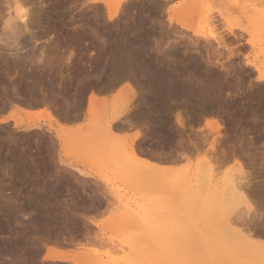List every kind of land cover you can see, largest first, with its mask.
Instances as JSON below:
<instances>
[{"label":"rangeland","instance_id":"obj_1","mask_svg":"<svg viewBox=\"0 0 264 264\" xmlns=\"http://www.w3.org/2000/svg\"><path fill=\"white\" fill-rule=\"evenodd\" d=\"M1 1L0 13L4 17L7 16L9 11L5 7L6 5H2ZM93 1L94 0H34V9L38 7L37 10L34 11H37L39 14L37 16L35 12L38 19L35 18L36 24L33 27V30L39 33L37 34L36 44L28 35V37L23 35L21 40L24 39L26 42L22 40L23 44H20L22 42L18 40L20 42H18V46L13 43L15 48L12 45L8 46L11 51L7 47L9 49L8 55L3 54V57L6 55V58H3V62H5V66L8 70L3 66V62L0 63V117L6 118V122L8 123H3V125L0 123V179L2 180H0V254L2 256V258H0V264L1 262H3L2 264H96L95 260L102 262L111 259L120 261V259L128 253L127 247L129 243L132 246L142 247L149 245L153 247L152 242L156 239L151 235H155L156 237V234L159 233L158 231H166L169 233H173L174 231V233H176L179 231L176 227L180 224L186 225L183 226L186 227L185 230L187 235H185L186 239L184 238V240H187V243H194V241H196L195 238H199V240L203 242L204 232H207L206 226L202 220H199L197 217L193 219L195 215L193 213L191 214V211L188 213L190 209L188 210V206L185 207L186 202H182L180 195H183V199V197H192L194 193H196L194 190L198 185L197 162L202 158V155H199V151H194V148L200 145V137L209 135V139L206 142L208 145L206 143V145H204V148L208 149L209 143L213 138V134L211 133H213L212 131L214 130L212 127L216 126V124L221 125V127H219V142L216 145L215 151L217 150L216 154L218 158H221L222 155L224 157L225 155L226 159H228V163L223 164L219 168L216 166L218 170H215V173H223V171L228 170L229 167L231 168L232 164H234L230 161L231 158L238 157L246 173H248L249 179L251 178L250 180L248 179V190L252 189V192L249 193H254L255 195H253L259 198H256V201L252 200L254 209L257 213L259 211V214H256V218H252L255 220H252V222L248 224L249 226L252 223L251 225L254 226L256 223L255 226L257 227L250 225L248 230H252L250 236L255 244L264 245V81L262 82L257 79V72H254L250 66L257 65L259 68L261 67L260 75L264 76V27L262 26L264 23L256 26L248 19L250 15V17L261 14L264 15V0H174L166 4L162 0H137L136 3H134L135 1H133V3L129 1L120 5L118 13L113 20H109L107 8L104 3L96 4ZM104 1L111 3L110 1L112 0ZM115 1L116 0H113L111 4L114 5ZM192 2L195 3L194 5L197 4L196 7H198V10L193 11L191 14H186V12L189 13L188 11L194 10L192 9L194 8ZM236 4L238 7L241 5L239 9L236 7ZM192 5L193 7H191ZM243 5L246 8L245 10H248V14H250L251 11L253 14L248 15V17H242L240 11L241 8L244 7ZM188 8L190 10H188ZM197 11H199V15L195 13ZM1 15L0 19H2ZM170 17L172 20H170ZM205 17H208V21ZM139 18L140 20H144L149 26L152 24H154L152 26H157L154 27L155 31L152 32V35H156L145 38V41L143 40L144 46H141L142 49L137 43L136 45L139 46V50L134 47L132 49V53H134L132 56H138L140 58L146 57V60H151L149 61L151 64L155 63V65L164 68L170 66V69L177 71L175 73L181 76L180 79L184 78L183 80H185V82H189V79H192V74L194 73L195 78H197H194L195 84L196 82L198 83L197 86L202 95L209 88L211 82V85L215 86V89H217L216 92H218L217 95L220 96V100L223 99L222 101H224L220 103V100H216L218 98L208 101L211 95L205 92L202 96L203 102L200 104L196 103L197 108L195 109L186 105V99L182 97L178 101L180 102V107L178 106L177 110L173 112L176 113L178 110L181 111L185 127L177 128L175 126V128H172L175 125V117H173L175 114L172 113L170 121L167 124H163V126L161 125L163 127L161 133L165 129V131H167V129L170 131H167L168 133H162L163 136L159 133L156 134L158 130L154 129L153 124V127L151 124H147L148 127H145L143 129L144 131L142 130L143 132L141 131L144 137L146 135V139L143 138L144 146L142 143L139 146L141 148L143 147L144 151H147L148 148L150 149L148 151H152L146 154L149 160L150 156L155 152L158 155L159 153L162 155H159L160 158L156 155L158 160L162 159L164 161L167 160L168 157L170 159L172 155L174 159L177 158V162L180 158H184L182 160L180 159L178 163H174L176 165L173 164V161L170 163L172 159L168 160V163L166 161V163H161L162 160L157 162L158 160L156 161L154 158L157 162L153 160L155 163L154 166L156 167L157 164L159 170L152 171L145 169H141L140 171L138 169L136 170L134 165L129 161L128 154L130 151H128L129 148L126 147L132 142L134 135L140 128L137 130V128L131 127L132 129H128V131L124 132L122 131L123 133H121V131L111 132L110 136L103 138L104 140L98 138V140L101 139V143H105V145L102 144L98 147L97 145L100 142L97 139H95L97 141L92 138L89 139L88 133L90 124L99 126L101 125L100 122L103 116V121L106 116H112V107L117 105V103L119 105L120 102H116L112 105L114 101L113 96H116L117 92L126 86L118 84L117 87L114 86L116 90L106 92L103 90L107 88V85H101L102 82H105L104 79L101 83L96 85V87L99 88L97 89L93 87L95 85L93 83H91L93 85L83 83L82 81L84 78L81 77L83 74L82 72H84L82 76L86 75V72L89 70L88 65L93 64L91 62L96 59L94 55L95 57L107 56L108 52L106 51L103 53L102 51L104 49L107 50L106 47L108 44L106 43L112 41L111 34L119 33V31L125 28L124 25L127 27ZM150 20L151 22H149ZM205 20L211 22L207 25ZM204 22L206 24H204ZM0 24L1 35L3 23L1 22ZM181 25L189 28V30L183 29ZM230 28L232 34L229 32ZM193 31H198L201 37H195ZM78 36H80V38L83 36V38L80 40ZM213 36H216L218 40L220 39V42L218 43L217 41L216 43ZM143 42L139 44L141 45ZM86 45L87 47H91L88 48L90 51L87 49ZM133 46L135 45H132V47ZM11 47H13V49ZM7 48L6 50H8ZM144 48L147 50H144ZM15 49H17V51ZM84 49L85 51H83ZM6 50L4 52L2 51V53H6ZM40 50L45 51V54L51 59V65L55 68L54 70L57 72L61 71V74H63L64 80L61 86L64 87V85H67L69 79L72 80L73 85L75 84V80L76 83L82 82L80 84L82 86L86 85L85 87L81 86L82 89H85L84 91L82 90L83 93L81 92L85 100L83 98H79L78 100V96L74 95V89L65 91L64 88L60 90L61 87L58 89L56 86H53V90L57 91L58 89L59 93H57L58 91H52V88H45V90H43V96L40 95L41 97L38 96L39 94H36L38 97H33L34 95L30 96L31 94L26 95L27 93L25 92H19L23 94L20 96L19 93L13 92L11 85L13 83H20L22 79V69L24 67L22 65L27 64L28 61L30 62L31 60L29 59L32 57V60L39 57L41 53ZM100 53H103V55ZM33 54L36 56H32ZM90 55H92V57ZM23 56H30L28 58L25 57L28 59L27 62H25L26 59ZM68 58H70V60H68ZM7 59L9 61H7ZM20 59H24L23 64ZM13 60L16 61L14 62ZM19 61L22 65L18 63ZM12 63L18 65H15L14 68ZM34 67L31 65L30 69H27L28 72L30 70L33 71L32 68ZM75 74L77 77L74 76ZM72 76L75 80H73ZM27 79H23L21 83L24 84V87L25 85L29 86L30 80ZM88 79L89 78L85 80L89 82L90 79L89 81ZM190 83L191 82L187 84ZM135 84L134 86H137L138 89L136 87L134 89L135 91L137 90L136 92L139 97H137L138 101H135H137L136 104L139 105L144 94H148V92L147 89H145L146 87L144 88L142 86L139 88V85ZM101 90L104 93H102ZM96 91H98V99L104 100L101 101L102 104L98 105L101 107V110L98 109L100 111L98 114L101 115V118H99L100 116L97 113L90 115L86 112L88 96ZM53 92H55V95ZM107 93L109 96L113 94L112 97L108 98L109 96ZM70 94L72 95L70 96ZM73 95L76 96V100ZM101 95H104L105 98H100ZM141 95L143 96L141 97ZM207 95L209 98L206 97ZM44 96H46L45 103L52 106L53 114L50 120H57V123L53 122L54 130L59 129L57 124H60V128L62 129L61 135L63 138L61 142L57 139L55 140L54 134L51 135L45 132L46 127L50 125L51 121L49 120L50 117L45 108L43 106H38L39 104L41 105V101L44 102ZM204 96V99H207L206 101L203 100ZM32 97L34 100L37 98V101L34 102L38 105L34 108H28L27 104L33 102ZM196 97H198L195 99L197 102V100H199V95ZM256 97L258 101H256ZM42 98L44 100H42ZM121 98H119V100ZM185 98L188 97L186 96ZM250 98H252L253 102ZM70 99H72V102ZM226 99L229 101H226ZM23 100L26 101L24 102ZM232 100L237 103L236 108H227L228 105H231L230 102ZM27 101L29 103H27ZM12 102L17 103L16 105L14 104L16 107ZM19 102L24 104L21 105ZM121 103L123 104L122 99ZM17 105L19 107H17ZM216 106L219 107L217 108ZM78 107L81 109L79 108V110H77ZM73 108L75 110H73ZM103 108L106 111L103 110L104 112L102 113ZM242 108L249 110V113L244 115L245 110ZM71 110L74 112H69ZM98 110L95 112H98ZM230 110L231 113H228ZM65 113L70 115L67 116L68 118H73L72 114L73 116L78 115V118H73L75 121H71V118H69L68 121L63 120L61 115L66 116ZM204 113L206 114L204 115ZM232 114L243 118H237ZM16 120L21 124L19 125ZM25 124H35L44 129L41 130V128H39V130L35 132L28 130V132L25 131L24 128L20 129L16 127V125L25 127ZM151 129H154V133L156 130L155 136L153 131H150ZM171 132L174 134L177 132V134L174 135ZM200 134L202 136H200ZM157 135L159 136L156 137ZM168 135L169 137H167ZM170 135L173 136L171 137ZM177 141L179 142L177 143ZM89 142H91L92 146ZM94 145L96 148H93L95 147ZM174 148H176V151ZM189 149H192L193 153L192 150L190 151ZM180 152L182 157L179 158L178 155H180ZM186 152L189 154L191 152V154L189 155ZM170 153L173 154L170 155ZM174 153H178L176 154L177 156H175ZM12 154L19 156L17 157L14 155L15 159L17 158L15 162H12L10 165L6 164V160H8L9 156V160H12ZM166 155L170 156L167 157ZM154 156L155 154L151 156V160ZM19 157L26 163L25 166H27L25 171L27 173L25 171L19 174L14 173L15 170L13 169L17 168L19 165ZM165 157H167V159H165ZM185 158L187 159L185 160ZM27 167L29 171L26 170ZM7 168H13L11 170L14 174L11 173L12 178L8 180L10 182H8L6 180L7 178L3 175L4 170ZM78 170L84 172L86 177L81 176L77 172ZM147 173L150 174L151 177L150 175L148 176ZM155 175L159 176L155 177ZM187 182L189 183L188 185ZM195 183L197 185L194 186ZM183 191H185V193ZM174 199L177 200L175 201ZM39 201H41V203ZM173 201H175L176 204ZM180 203L185 204V206ZM179 207L180 210L178 209ZM171 209L174 210L172 211ZM175 211L179 214L182 213V215H178ZM188 214L193 217L189 219L190 216H188ZM163 217H166V219ZM168 220H173L174 222H169ZM175 220H177V222H175ZM195 220H198L197 223L193 222ZM90 221L96 222V225H92ZM174 223H179V225L175 227ZM191 223H194L193 226L195 227H193ZM195 229L199 233L204 232L199 235V233H196ZM195 234L199 236H195ZM146 238L147 240H145ZM173 240H176L174 242L178 241L177 238ZM257 246L261 247L260 245ZM48 249L60 252L66 257V261L57 262L45 260V255L47 251H49ZM121 250H124V254ZM8 253L10 256H8ZM12 253L16 255L14 254L13 256ZM244 260L246 264L252 262L253 264H258V262L252 261L251 259L246 258ZM260 264H264V261L260 262Z\"/></svg>","mask_w":264,"mask_h":264},{"label":"bare ground","instance_id":"obj_2","mask_svg":"<svg viewBox=\"0 0 264 264\" xmlns=\"http://www.w3.org/2000/svg\"><path fill=\"white\" fill-rule=\"evenodd\" d=\"M1 1V0H0ZM3 1H4V4H3ZM1 1L2 2V5H6L5 7L7 8V10L9 11V13L7 14V16H2L1 13V17L2 19H0V21L3 23L2 26L3 28L2 29V33L0 35V63H2L4 61L3 58H6L5 56L8 55L7 53L9 52V49L10 47L8 46H13V43L15 45L18 46V44L20 43L18 40H21V37L23 35H28L29 38L36 44V38H37V31L33 30L35 24H36V20L35 18L36 17V13H37V16L39 15L37 11H34V10H37V8L34 9L35 6H33V1L34 0H3ZM108 1V0H107ZM110 1V0H109ZM131 2L133 3V1H135L134 3H136L137 0H116L114 2V5L111 4L113 2L110 1L111 3H107L106 1L104 0H94L93 2L94 3H104V5H106V8H107V14H108V18L109 20H113L114 17H116L117 13H118V10H119V7L121 4L125 3V2ZM139 1V0H138ZM153 1V0H152ZM158 1V0H157ZM163 2L166 3H170L171 1H174V0H162ZM156 2V1H155ZM154 3V2H153ZM1 4V3H0ZM162 4V3H161ZM188 4V3H187ZM192 4L194 5L195 3L192 2ZM35 5V4H34ZM127 5V4H126ZM138 5V3H137ZM189 5V4H188ZM193 5L191 7H193ZM245 5V4H244ZM243 5V6H244ZM129 6V5H128ZM152 6V5H151ZM154 6V5H153ZM156 6V4H155ZM196 5H194V10H190V6L188 8V11L189 13L186 12V14H191L193 11H196L198 10V7H196ZM241 6V5H240ZM239 6V7H240ZM4 7V6H3ZM183 7V6H182ZM188 7V6H187ZM236 7H238V5L236 4ZM238 7V9H239ZM196 8V9H195ZM182 9V8H181ZM185 9V8H184ZM245 6L241 8V15L242 17H248V15L250 14H253L250 12V14H248V10H245ZM43 10V8H42ZM45 10V9H44ZM183 10V9H182ZM5 11V10H4ZM36 12V13H35ZM40 12V11H39ZM3 13V12H2ZM195 13H198L199 15V11L195 12ZM193 13V14H195ZM6 14V13H4ZM45 14V13H44ZM43 14V15H44ZM42 15V14H41ZM188 16V15H187ZM251 16V15H250ZM248 17V19L253 23L255 24L256 26L257 25H262L261 23H264V15L261 14V15H257V16H254V17ZM6 17V18H5ZM190 17V15H189ZM194 17V16H193ZM201 17V16H200ZM142 18V17H141ZM192 18V17H191ZM203 18V17H202ZM206 20L208 17H205ZM38 19V18H37ZM4 20V21H3ZM147 20V19H146ZM170 20H172V18L170 17ZM201 20V19H200ZM205 20V21H206ZM41 21V20H40ZM208 21V20H207ZM206 21V22H207ZM0 22V23H1ZM38 22V21H37ZM130 22V21H129ZM151 22V20L149 21ZM154 22V21H153ZM152 22V23H153ZM211 22V21H209ZM207 22V25L208 23ZM151 23V24H152ZM38 24V23H37ZM159 24V23H158ZM204 24H206L204 22ZM212 24V23H211ZM1 25V24H0ZM44 25V24H43ZM129 25V24H128ZM154 25V24H152ZM152 25H147L145 23L144 20H140L137 19L135 20L134 22H132V24H130L129 26L126 27L119 31V33L117 34H111V42L109 41V43H106L108 44L107 45V50L104 49L102 52H108L107 53V56H104L103 53L101 55L103 56H98V57H95L94 55V58H96L93 62V64H89L88 65V68L89 70L86 72V75L85 76H82L84 75V72L83 69H82V75L81 77H83V83H87L88 85H90L91 83L95 84L93 87L97 88L96 85L98 83H101L102 80L104 79L105 82H102L104 84L101 83V85H107V90L104 88L103 91H114L116 90V87L118 84H123L125 85L126 87H124L123 89L121 88L116 96H113V100H117V101H113L112 102V105H114L116 102H119V105L117 103V105H114L111 109H112V116H109L105 118V120L103 121L104 119V116L103 118H101V115H99L98 113H100V111L98 109H100L101 107L98 106L101 103V101H104L102 99H98V91L97 94L96 92H92L89 96H88V102H87V106H86V112L88 114H94V113H97L101 118V125L97 126V125H91L90 124V127H89V139H97L98 138H105L106 136H110L111 135V132H119L121 131V133H123L124 131H128V129H132V128H140V130L138 132H136V134L134 135L133 139H132V142L126 147V148H129L128 151L129 154H128V157H129V161L134 165L135 169L137 170H141V169H145V170H159L158 167H157V164H156V167L154 166V161L158 160L156 158V155L157 157H159L158 154H156V152L154 153L155 156L152 158L151 160V156L154 155V154H150V160L149 158L146 157V154L147 152H152V151H148L150 150L148 148V150L144 151V148H143V151H142V148L139 146L141 143L143 144L144 141H143V138L146 139V135L144 137V134H142V132L144 131L143 129L145 127H148L147 124H151V126L153 127L154 125V129L160 131L156 133V130H155V133L156 134H162L164 132H170L168 129L167 131H165V125H164V129L163 132L161 133V129L163 128V124H167L169 121H170V117L172 115V113H174L173 111L174 110H177L178 106H179V103L178 102L182 97L184 99H186L185 103L186 105H189L190 107L192 108H197V104L196 103H202V96L204 95V93L206 92L208 95H211L210 98L208 97V95L206 97H208V101L209 100H214L215 98H218L216 100H220V96L217 95L218 92H216L217 89H215V86H212L211 85V82H210V86L209 88L203 93V95L201 94V91L199 90L198 86H197V82L195 84V75L194 73L192 74L193 77L192 79H189V82H191L190 84H187L189 82H185V80H183L182 78L180 79V75L175 73L177 71L175 70H172L170 69V66H167V68H164L162 66H158V65H155L154 64H151V61L150 59L146 60V57L144 58H140L138 56H132L134 53H132V49L134 47L138 48L139 50V46H144V42L143 40L145 41V38L149 37L150 36H154L152 35V32H154V27H157V26H152ZM157 25V24H156ZM1 26V27H2ZM37 26V25H36ZM122 26V25H121ZM264 27V24L262 25ZM115 27V26H114ZM119 27V26H118ZM181 27L185 30H189V28L185 27L184 25H181ZM159 28V27H158ZM260 28V26H259ZM40 29V27H39ZM115 29V28H114ZM157 29V28H156ZM112 30V29H111ZM119 30V28H118ZM117 30V31H118ZM164 30V29H163ZM231 28L229 29V32L230 34H232V32L230 31ZM82 31V30H81ZM1 32V31H0ZM112 32V31H111ZM82 33V32H81ZM96 33V32H95ZM158 33V32H157ZM98 34V33H97ZM103 34V32H102ZM109 34V33H108ZM263 34V33H262ZM99 35V34H98ZM193 35L195 37H201V34L198 33V31H193ZM27 36V37H28ZM39 36V35H38ZM87 36V35H86ZM160 36V35H159ZM158 36V37H159ZM25 37V36H24ZM80 38V36H78ZM77 37V38H78ZM20 38V39H19ZM83 38V36L80 38V40ZM84 38H85V35H84ZM110 38V37H109ZM163 38V37H162ZM214 40L218 41V43L220 42L218 40V38L216 39V36H213ZM99 39V38H98ZM101 39V38H100ZM157 39V38H156ZM24 41V39H22ZM21 40V42H22ZM84 40V39H83ZM86 40V39H85ZM107 40V39H106ZM73 41V40H71ZM95 41V40H94ZM102 41V40H101ZM153 41V39H152ZM264 41V40H263ZM19 42V43H18ZM26 42V41H24ZM31 42V41H30ZM74 42V41H73ZM140 42H143L141 43V45L139 44ZM222 42V41H221ZM93 43V42H92ZM91 43V44H92ZM138 43V45H136ZM20 44H23L20 43ZM26 44V43H25ZM28 44V43H27ZM34 44V45H35ZM76 44V43H75ZM74 44V45H75ZM88 44V43H87ZM15 45L13 46L15 48ZM93 45V44H92ZM91 45V46H92ZM95 45V44H94ZM105 45V44H104ZM103 45V46H104ZM132 45H135L132 47ZM23 46V45H22ZM21 46V47H22ZM102 46V45H101ZM138 46V47H137ZM9 49H8V48ZM13 47H11L13 49ZM24 47V46H23ZM34 47V46H33ZM76 47V46H75ZM78 47V46H77ZM85 47V45H84ZM83 47V48H84ZM87 47V45H86ZM6 48L8 50H6ZM79 48V47H78ZM88 48H91L90 46L87 47ZM96 48V47H95ZM99 48V47H98ZM19 49V48H18ZM23 49V48H21ZM25 49V48H24ZM33 49V48H32ZM142 49V47H141ZM7 51L6 53H2V51ZM17 51V49H15ZM20 50V49H19ZM18 50V51H19ZM89 50V49H88ZM98 50V49H97ZM144 50H147L144 48ZM143 50V51H144ZM11 51V49H10ZM41 51V50H40ZM85 51V49L83 50ZM90 51V50H89ZM101 51V50H100ZM99 51V52H100ZM137 51V49H136ZM141 51V50H140ZM15 52V51H14ZM87 52V50H86ZM134 52V50H133ZM139 52V51H138ZM11 53V52H10ZM9 53V54H10ZM17 53V52H16ZM94 53V52H93ZM132 53V54H131ZM145 53V52H144ZM3 54H6L4 57H3ZM141 54V53H139ZM149 54V53H148ZM30 55V54H29ZM39 55V53H38ZM16 56V54H15ZM32 56H36V55H32ZM31 56V57H32ZM92 57V55H90ZM89 56V57H90ZM142 56V55H141ZM146 56V55H144ZM24 58L25 57H30V56H23ZM143 57V56H142ZM153 57V56H152ZM19 58V57H18ZM25 58V62L28 61V59ZM33 58V57H32ZM32 58H30L29 60H31L30 62L28 61L27 64H23L24 63V59H20L21 60V64L20 61L18 62L19 64H21L23 67L22 69V79L20 80V83H13L11 85V87L13 88V92H16V93H21V92H25L27 93L26 95L28 94H31L30 96L34 95L33 97H36L38 94V96L42 95L43 96V90H45V88H52V91H55L57 92L58 89L60 88L63 89L65 91L67 90H70V89H74V95L78 96V100L79 98H85L83 97L84 95L82 94L81 95V92L83 93V91L85 89H82V87H85L86 85L82 86L80 85L81 83L80 82H77L76 83V80L74 79V77L72 76L73 80H75V84L73 85V82L71 79L68 80V84L67 85H64L61 86L63 83V74H61V71L60 72H57L55 71L54 67H52V63H51V59L48 58L47 54H45V51H41L39 57L35 58L34 60H32ZM87 58V57H86ZM149 58V57H148ZM9 59V58H8ZM7 59V61H9ZM13 59V58H12ZM91 59V58H90ZM89 59V61H90ZM145 59V60H144ZM17 60V59H16ZM15 60V61H16ZM68 60H70V58H68ZM14 61V60H13ZM14 61V62H15ZM23 61V62H22ZM88 61V63H89ZM87 62V61H86ZM85 62V63H86ZM153 62V61H152ZM10 63V62H8ZM32 63V64H31ZM3 66H5V62L2 63ZM31 64L34 68L33 71L30 70L28 72L27 69H30V66L29 65ZM70 64V62H69ZM72 64V63H71ZM7 65V64H6ZM13 67L15 65H18V64H13ZM19 65V66H21ZM29 65V66H28ZM250 65V64H249ZM85 66V65H84ZM154 66V67H153ZM176 66V65H175ZM178 66V65H177ZM180 66V65H179ZM253 69L254 72H257L258 76H257V79L260 80V81H264V76L260 75V68L257 66V65H250ZM77 67H80V66H77ZM2 68V66H1ZM6 70H8V68L5 66ZM15 68V67H14ZM173 68V66H172ZM177 68V67H176ZM180 68V67H179ZM5 70V71H6ZM187 70V69H185ZM183 70V71H185ZM194 72V71H193ZM181 73V71H180ZM185 73V72H184ZM187 73V72H186ZM74 74V72H73ZM77 74V72H76ZM74 75L77 77V75ZM196 74V72H195ZM197 76V75H196ZM79 77V76H78ZM190 77V76H189ZM29 79L30 80V83H29V86L28 85H25L24 87V84H21L23 79ZM88 79L89 82H87V80L85 79ZM199 78V77H198ZM27 79V80H28ZM79 79H82V78H79ZM197 79V78H195ZM206 79V78H205ZM86 82H85V81ZM81 81V80H80ZM197 81V80H196ZM210 81V79H209ZM259 81V82H260ZM206 82V81H205ZM137 84L139 85V88H141L142 86L147 89V93L143 95H141L142 97V101H140L139 105H137V97H138V94H137V90L135 91V87L137 88V86H134V84ZM91 84V85H93ZM135 84V85H136ZM205 84V83H203ZM202 84V86H203ZM100 85V84H99ZM200 85V83H199ZM53 86H56L58 89L57 91L56 90H53ZM73 86V87H72ZM82 86V87H81ZM114 86H116L114 88ZM89 87V86H88ZM91 87V86H90ZM92 87V88H93ZM201 87V86H200ZM25 88V89H24ZM91 88V89H92ZM101 88V86H100ZM109 88V89H108ZM142 88V89H144ZM204 88V87H203ZM94 89V88H93ZM99 89V88H97ZM96 89V90H97ZM138 89V88H137ZM144 89V90H145ZM206 89V88H205ZM222 89V88H221ZM63 90V91H64ZM83 90V91H82ZM220 90V88H219ZM48 91V90H47ZM51 91V90H50ZM102 90L101 92L104 93ZM203 91V90H202ZM224 91V90H223ZM49 92V91H48ZM53 92V94L55 93ZM61 92V91H60ZM146 92V91H145ZM222 92V91H221ZM19 95H23V94H20ZM24 93V94H25ZM59 93V91L57 92ZM69 93V91H68ZM37 94V95H36ZM45 94V93H44ZM67 94V93H66ZM85 94V93H84ZM101 94V93H100ZM140 94V93H139ZM55 95V94H54ZM63 95V94H62ZM72 94H70L71 96ZM73 95V96H74ZM106 95V93H105ZM108 95V93H107ZM197 95H199V100H196L198 97H196ZM223 95V94H222ZM17 96V95H16ZM37 96V97H38ZM49 96V95H48ZM72 96V97H73ZM75 97V100L77 99ZM81 96V97H80ZM187 96L188 98H185ZM256 96V95H254ZM259 96V95H258ZM32 97V99H33ZM41 97V96H40ZM46 96H44L43 98H45ZM60 97V96H59ZM62 97V96H61ZM73 97V98H74ZM122 97V98H121ZM196 97V98H195ZM246 97V96H245ZM250 97V96H248ZM260 97V96H259ZM42 98V100H44ZM66 98V97H65ZM119 98L122 99L123 101V104L121 103V99L119 100ZM139 98V97H138ZM205 96L203 97V100L206 101L205 99ZM213 98V99H212ZM14 99V97H13ZM20 99V98H19ZM31 99V101H32ZM37 98H35V100L33 99V102L34 101H37L36 100ZM62 99V98H61ZM81 99V100H83ZM188 99V100H187ZM225 99V98H224ZM238 99V98H237ZM245 99V98H244ZM247 99V97H246ZM249 99V98H248ZM251 101H252V98H250ZM257 99V97H256ZM261 99V98H260ZM64 100V99H62ZM67 100V98H66ZM72 99H70L71 101ZM85 100V99H84ZM137 100V101H135ZM223 100V99H222ZM220 100V103H223L224 101ZM17 101V100H16ZM19 101V100H18ZM24 101V100H23ZM22 101V102H23ZM26 101V100H25ZM24 101V102H25ZM30 101V100H29ZM46 101V98L44 100V102L41 101V105L37 104V103H33V102H28L29 104H27V107L29 108H34V107H37L38 106H43L46 110V112L48 113V116L50 117L49 120L51 119V116H52V106L50 104H46L45 103ZM99 101V102H98ZM222 101V102H221ZM226 101H229L226 99ZM258 101V99L256 100ZM14 102V101H13ZM12 104L16 105L17 103H13ZM40 102V101H39ZM38 102V103H39ZM67 102V101H66ZM72 102V101H71ZM74 102V101H73ZM76 102V101H75ZM80 102V101H79ZM83 102V101H82ZM184 102V101H183ZM213 102V101H212ZM253 102V101H252ZM260 102V101H259ZM21 103V102H19ZM18 103V104H19ZM77 103V102H76ZM75 103V104H76ZM99 103V104H98ZM105 103V102H104ZM135 103V104H134ZM182 103V102H181ZM207 103V102H206ZM215 103V102H214ZM218 103V102H217ZM216 103V104H217ZM219 103V104H220ZM229 103V102H228ZM231 105H228L227 108H236V102L234 100H232L231 102ZM251 103V102H250ZM249 103V104H250ZM24 104V103H21V105ZM71 104V103H70ZM184 104V103H183ZM182 104V105H183ZM204 104V103H203ZM209 104V102H208ZM227 104V103H226ZM14 105V106H15ZM20 105V106H21ZM74 105V104H73ZM106 105V104H105ZM205 105V104H204ZM212 105V103H211ZM224 105V104H223ZM3 106V105H2ZM75 106V105H74ZM102 106V105H101ZM210 106V104H209ZM244 106V105H243ZM16 107V106H15ZM17 107H19L17 105ZM22 107V106H21ZM24 107V106H23ZM25 107H26V104H25ZM99 107V108H98ZM104 107V106H103ZM180 107V106H179ZM199 107V105H198ZM205 107V106H204ZM207 107V106H206ZM214 107V106H213ZM217 107V106H216ZM219 107V106H218ZM217 107V108H218ZM224 107V106H223ZM222 107V108H223ZM4 108V107H3ZM80 107L77 108V110H79ZM176 108V109H175ZM186 108V107H184ZM221 108V107H220ZM226 108V109H227ZM2 109V108H1ZM70 109V108H69ZM81 109V108H80ZM201 109V108H199ZM243 109V108H242ZM73 110H75L73 108ZM73 110L69 111V112H72ZM76 110V111H77ZM98 112H95L97 111ZM101 110V109H100ZM103 110H105L104 108L102 109V113L104 112ZM108 110V109H107ZM204 110V109H203ZM223 110V109H222ZM245 110V109H243ZM254 110V109H253ZM106 111V110H105ZM193 111V110H192ZM197 111V110H196ZM202 111V110H201ZM215 111V110H214ZM213 111V112H214ZM235 111V110H234ZM248 111V112H247ZM74 112V111H73ZM80 112V111H79ZM209 112V111H207ZM223 112V111H222ZM233 112V111H232ZM84 113V112H83ZM86 113V115H87ZM101 113V114H102ZM106 113V112H105ZM191 113V112H190ZM196 113V112H194ZM228 113H231V110L230 112ZM237 113V112H236ZM247 113H249V110H245L244 112V115H247ZM66 114V113H65ZM175 115L173 117H175V125L172 127V128H175V126L178 128V127H185L184 125V121H183V118L181 116V111L178 110L176 113H174ZM206 113H204L205 115ZM213 114V113H212ZM216 114V113H215ZM221 114V113H220ZM69 115V114H68ZM66 114V116L64 115H61V118L63 120H67L71 117H67L68 116ZM103 115V114H102ZM106 115V114H104ZM196 115V114H195ZM232 115H235V114H232ZM241 115V114H240ZM70 116V115H69ZM84 116V115H83ZM211 116V115H210ZM236 116V115H235ZM234 116V117H235ZM243 116V115H242ZM72 117L73 118H78V115H74L72 114ZM86 117V116H85ZM97 117V116H96ZM221 117V116H220ZM219 117V118H220ZM237 117V116H236ZM241 117V116H239ZM237 117V118H239ZM71 118L70 120L73 121L74 119ZM84 118V117H83ZM243 118V117H241ZM249 118V117H248ZM79 120V119H78ZM77 120V121H78ZM174 120V119H173ZM227 120V119H226ZM243 120V119H242ZM241 120V121H242ZM7 119L6 118H1L0 117V123H8L6 122ZM51 123L50 125H48L45 129V132H47L48 134H54L53 136L55 137V140L57 139L59 142L62 141V135H61V131L62 129L60 128V124H57L58 126V130H54L53 128V122L54 123H57L55 119H52L50 120ZM75 121V120H74ZM237 121V119H236ZM16 122L19 124V121L16 120ZM15 122V123H16ZM172 122V121H171ZM170 122V123H171ZM174 122V121H173ZM16 123V124H17ZM66 123V122H65ZM69 123V122H68ZM72 123V122H71ZM21 124V123H20ZM19 124V125H20ZM28 124V123H27ZM67 124V123H66ZM65 124V125H66ZM153 124V125H152ZM216 124V123H215ZM214 124V125H215ZM26 125V124H25ZM64 125V123H63ZM162 125V126H161ZM150 126V127H151ZM167 126V125H166ZM207 126V125H206ZM17 128H24L25 131H36V130H39V128L41 127H38V125L36 126L35 124H31V125H26L25 127H20V126H17ZM132 127V128H131ZM151 127V128H152ZM221 125L219 124H216V126L212 127V129L214 131H212L213 133V138L211 140V142L209 143V147L208 149H205L204 148V145H206L207 141H208V136H202L200 134V145L197 146V148H194V151H199V155L201 154L202 155V158L197 162V183L198 185L195 183V185H197L196 189L194 191H196V193H194V195L192 197H189V198H184L182 199V196L183 195H180L181 196V200L182 202L185 201L186 202V206L185 204L183 203H180V204H183L185 207L188 206V213H190L191 211V214L193 213L195 216L193 217V219L195 217H197L199 220H202V222L205 224L206 226V229H207V232H204L205 234L203 235V242H201L199 240V238H195L196 241H194V243H187V240H184L185 238V235H187L186 233V230L184 226L186 225H179V223L175 224V227L177 225L181 226V227H176V229L179 231L174 233L170 232H166V231H158L159 233L156 234V237L155 235H151L152 232H151V236L153 237L154 236V240L152 242L153 244V247L152 246H142V247H138V246H132L130 243L128 245V253L126 251L127 254H125L123 256V258L120 259V261H115L113 259L111 260H108V261H105V262H102V261H99V260H95L96 261V264H246V261L244 259H251L252 261H256L258 262V264H260V262H263L264 261V245L262 244H257V245H260L261 247L257 246L253 241H252V238L250 236V232L252 234V230L249 231L248 230V227L252 224H249V222H252V220H255V219H252L253 217L256 218V214H259V211L258 213L256 212V210L254 209V206L252 203V200H255L256 196H254L255 194L254 193H249V192H252V189L251 190H248V179H249V176L247 175L248 173H246L245 171V168L244 166L240 163V161L238 160V157H232L230 161H232L234 164H232V167L226 171H223V173H215V170H218V168L220 166H222L223 164H226L228 163V159H226L225 155L223 157V152H222V157L221 158H218L216 152L217 150L215 151L216 149V145L218 144V140H219V135H220V128ZM170 128V127H169ZM176 128V129H177ZM211 128V127H210ZM215 128V129H214ZM44 129V128H43ZM41 128V130H43ZM150 129V128H149ZM154 129L150 130V131H153L154 133ZM171 129V128H170ZM180 129V128H179ZM178 129V131H179ZM143 130V131H142ZM28 131V132H29ZM123 131V132H122ZM142 131V132H141ZM147 131V130H145ZM177 131V130H176ZM177 131V132H178ZM181 131V130H180ZM167 132V133H168ZM177 132H175V134H177ZM149 133H152V132H149ZM155 133H154V136H155ZM166 133V135H167ZM172 133V132H171ZM170 133V134H171ZM203 133V132H202ZM86 134V133H85ZM147 134V133H146ZM174 134V133H172ZM174 134V135H175ZM179 134V133H178ZM183 134V133H182ZM80 135V134H79ZM82 135V134H81ZM64 136V135H63ZM159 135H157L156 137H158ZM163 136V134H162ZM171 136V135H170ZM173 136V135H172ZM171 136V137H172ZM181 136V135H180ZM65 137V136H64ZM86 137V136H85ZM169 137V135L167 136ZM148 138V136H147ZM161 138V137H160ZM179 138V137H177ZM182 138V137H181ZM66 139V138H65ZM144 139V140H145ZM95 140V141H97ZM104 140V139H103ZM114 140V139H113ZM153 140V139H152ZM166 140V139H165ZM65 141V140H64ZM67 141V139H66ZM76 141V140H75ZM78 141V140H77ZM99 142L101 141V139L98 140ZM167 141V140H166ZM166 141H163V142H166ZM171 141V140H170ZM103 142V141H102ZM179 141H177L178 143ZM82 143V142H81ZM86 143V142H85ZM90 145L92 146L91 142H89ZM94 143V142H92ZM96 143V142H95ZM193 143H196V142H193ZM206 143V144H205ZM37 144V143H36ZM64 144V143H63ZM87 144V143H86ZM98 144V143H97ZM96 144V145H97ZM105 145V143H99L97 145V147L99 145ZM113 144V143H112ZM162 144V143H161ZM152 145V144H150ZM208 145V144H207ZM221 145V144H220ZM95 146V145H94ZM144 146V144H143ZM195 146V147H196ZM104 147V146H103ZM151 147V146H150ZM176 147V146H175ZM180 147V146H179ZM187 147V146H186ZM192 147V146H191ZM219 147V146H218ZM37 148V147H36ZM93 148H96L93 147ZM101 148V147H100ZM178 148V147H177ZM193 148V147H192ZM147 149V148H146ZM176 148H174L175 150ZM7 150V149H6ZM181 150V149H180ZM183 150V148H182ZM186 150V149H185ZM184 150V151H185ZM188 150V148H187ZM190 150V149H189ZM192 150V149H191ZM190 150V151H191ZM3 151V150H2ZM37 151V150H36ZM40 151V150H39ZM107 151V150H106ZM176 151V150H175ZM178 152V151H177ZM9 153V152H8ZM13 153V152H11ZM42 153V152H41ZM106 153V152H105ZM179 153V152H178ZM178 153H174L175 156H177L176 154ZM183 153V152H182ZM187 153V152H186ZM192 153H193V150H192ZM119 154V153H118ZM149 154V153H148ZM173 154V153H172ZM170 153V155H172ZM184 154V153H183ZM189 154V153H187ZM191 154V152H190ZM189 154V155H190ZM10 155V154H9ZM16 155V154H14ZM14 155L12 154L11 156V159L12 160H9V157H8V160H6V164H12V162L14 163L15 160V157ZM35 155V154H34ZM39 155V154H38ZM42 155V154H41ZM170 155H166L167 157L170 156ZM234 155V154H233ZM17 157L19 155H16ZM144 156V157H143ZM148 156V157H149ZM162 156V155H160ZM164 156V155H163ZM192 156V155H191ZM217 156V157H216ZM235 156V155H234ZM14 157V158H13ZM22 157V156H20ZM19 157V165L17 168L13 169V168H7L4 170V177H6L7 181L10 180L12 178L11 176V173H13V170H15L14 173H21V172H24L25 171V164L24 163V160L21 158L20 159ZM25 157V156H23ZM119 157V156H118ZM167 157H165V159H167ZM178 157H182V154L180 152V155H178ZM186 157V156H185ZM189 157V156H188ZM228 157V155H227ZM231 157V156H229ZM35 158V157H34ZM41 158V157H40ZM46 158V157H45ZM155 158V160H154ZM160 158V157H159ZM163 158V157H161ZM190 158V157H189ZM36 159V158H35ZM108 159V158H107ZM110 159V158H109ZM172 159V160H170ZM168 157L167 160H158L157 162L161 161V163H166L168 160H170V163H172L173 161V164L176 163L177 161V158L174 159V156L172 155V157ZM181 159V158H180ZM179 159V160H180ZM184 159V158H182ZM181 159V160H182ZM187 158H185L186 160ZM154 160V161H153ZM178 160V162H179ZM123 161V160H122ZM150 161H153V162H150ZM155 161V162H156ZM166 161V162H165ZM175 161V162H174ZM4 162V161H3ZM17 162V161H16ZM26 162V161H25ZM62 162V161H61ZM128 162V163H130ZM156 162V163H157ZM177 162V163H178ZM5 163V162H4ZM18 163V162H17ZM168 163V162H167ZM111 164V163H110ZM121 164H124V163H121ZM153 164V165H152ZM17 165V164H16ZM176 165V164H174ZM219 165V166H218ZM40 166V165H39ZM145 166V167H143ZM147 166V167H146ZM218 168H217V167ZM215 167V168H214ZM217 168V169H216ZM122 169H123V166H122ZM27 171L28 170V167L26 169ZM129 170V169H128ZM26 172V171H25ZM81 176H84L86 177L85 173L82 172V171H77ZM2 173V172H1ZM13 173V174H14ZM27 173V172H26ZM18 174H15V175H18ZM148 174V173H147ZM154 174V173H153ZM26 175V174H25ZM146 175V174H145ZM150 174H148L149 176ZM154 176V175H153ZM158 177L159 175H155V177ZM251 176V175H250ZM16 177V176H15ZM143 177V176H142ZM151 177V175H150ZM3 178V177H2ZM153 179V178H152ZM251 179V178H250ZM249 179V180H250ZM1 180V179H0ZM5 180V178H4ZM5 180V181H6ZM2 181V180H1ZM6 181V182H7ZM10 182V181H8ZM157 183V182H156ZM189 183L187 182V185ZM3 185V184H2ZM193 185V184H192ZM6 186V185H4ZM152 186V185H151ZM175 186V185H174ZM159 187V186H158ZM251 187V186H250ZM180 188V187H179ZM183 188V187H182ZM250 189V188H249ZM180 191V189H179ZM178 191V193H179ZM185 193V191H183ZM177 193V194H178ZM257 193V192H256ZM182 194V193H181ZM254 194V195H253ZM258 195V194H257ZM175 196V195H174ZM190 196V195H189ZM259 196V195H258ZM1 197V196H0ZM264 197V196H263ZM175 198V197H174ZM178 198V197H177ZM2 199V198H1ZM39 199V198H38ZM185 199V200H184ZM259 199V198H258ZM261 199V198H260ZM264 199V198H263ZM175 200V199H174ZM177 200V199H176ZM175 200V201H176ZM257 200V199H256ZM255 200V201H256ZM173 201L175 204L176 202ZM254 201V202H255ZM259 201V200H258ZM38 202V201H37ZM41 203V201H39ZM178 203H179V200H178ZM27 204V203H26ZM41 205V204H40ZM176 206H179V205H176ZM183 206V207H184ZM43 207V206H42ZM30 208V207H29ZM173 208V207H172ZM182 208V207H181ZM253 208V209H252ZM23 209V208H22ZM180 210V207L178 208ZM187 209V208H186ZM26 210V209H25ZM164 210V209H162ZM172 211L174 209H171ZM175 210H176V207H175ZM177 210L178 212H181ZM130 211V210H128ZM166 211V210H165ZM175 211V213L177 212ZM125 212V211H124ZM171 212V211H170ZM177 212V213H178ZM256 212V213H255ZM131 213V212H130ZM133 214V213H131ZM182 215V213H180ZM178 213V215H180ZM128 215V214H127ZM184 215V214H183ZM186 215V213H185ZM184 215V216H185ZM130 216V215H128ZM134 216V215H133ZM188 216H190L188 214ZM191 216L189 217L192 218ZM164 218V217H163ZM166 219V217L164 218ZM188 219V218H187ZM192 220V219H191ZM169 221V220H168ZM173 221V220H171ZM169 221V222H171ZM198 220H195L193 222L197 223ZM174 222V221H173ZM175 222H177V220H175ZM201 222V221H200ZM198 222V223H200ZM201 222V223H202ZM90 223L92 225H96V222L94 221H90ZM202 223V224H203ZM255 223V222H254ZM192 224V223H191ZM194 224V223H193ZM192 224V226H193ZM256 224V223H255ZM254 224V226H255ZM253 226V225H251ZM253 226V227H254ZM195 227V226H193ZM257 227V226H255ZM264 227V226H263ZM250 228V227H249ZM165 229V228H164ZM253 230H255L254 228H251ZM257 229V228H256ZM196 230V229H195ZM204 230V229H202ZM259 231V230H257ZM203 232H200L201 234ZM155 233V232H154ZM196 233H199L197 232L196 230ZM199 233V235H200ZM255 233V232H254ZM253 233V234H254ZM261 233V232H260ZM258 233V234H260ZM149 234V233H148ZM263 234V233H262ZM261 234V236H262ZM198 234H195V236H199ZM264 235V234H263ZM194 236V235H193ZM259 237H261L260 235H258ZM202 237V236H201ZM257 237V236H256ZM174 238H177V242H174L176 240H173ZM263 238V237H262ZM186 239V238H185ZM255 239V238H254ZM142 240V238H141ZM140 240V241H141ZM147 240V238L145 239ZM143 241V240H142ZM174 242V243H173ZM12 243V242H11ZM16 243V242H15ZM9 244V243H8ZM18 245V244H17ZM194 245V246H193ZM6 246V245H5ZM10 247V246H9ZM11 247H14V246H11ZM3 250V249H2ZM17 250V249H16ZM49 251H47V254L45 255V260H49V261H57V262H64L66 261V257H64L60 252H56L55 250H50L48 249ZM122 253L124 254V250H121ZM12 252V251H11ZM13 254V253H12ZM15 254V253H14ZM13 254V256H14ZM16 255V254H15ZM8 256L9 253H8ZM22 256V255H21ZM0 258H2L1 254H0ZM19 258V257H18ZM3 259H4V256H3ZM2 259V260H3ZM9 259V258H8ZM43 259V260H44ZM7 260V258H6ZM117 260V259H116ZM119 260V259H118ZM19 261V260H18ZM94 261V262H95ZM17 262V261H16ZM249 262V261H248ZM3 262H1L2 264ZM21 263V262H20ZM93 263V262H92ZM250 263V262H249ZM15 264V263H13ZM23 264V263H22ZM95 264V263H94ZM250 264H253L250 263ZM257 264V263H256Z\"/></svg>","mask_w":264,"mask_h":264},{"label":"crops","instance_id":"obj_3","mask_svg":"<svg viewBox=\"0 0 264 264\" xmlns=\"http://www.w3.org/2000/svg\"><path fill=\"white\" fill-rule=\"evenodd\" d=\"M112 95L113 94H111L110 96L108 95L109 96L108 98L112 97ZM100 98H105V96L104 95H101Z\"/></svg>","mask_w":264,"mask_h":264}]
</instances>
